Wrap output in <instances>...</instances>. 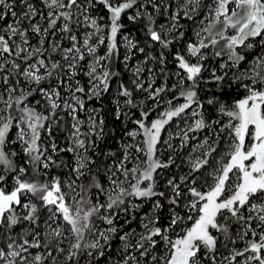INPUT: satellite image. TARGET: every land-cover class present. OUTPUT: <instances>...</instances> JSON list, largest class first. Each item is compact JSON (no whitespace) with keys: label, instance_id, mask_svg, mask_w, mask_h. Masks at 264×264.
<instances>
[{"label":"snow or ice","instance_id":"1","mask_svg":"<svg viewBox=\"0 0 264 264\" xmlns=\"http://www.w3.org/2000/svg\"><path fill=\"white\" fill-rule=\"evenodd\" d=\"M122 17L142 22V38ZM233 87L247 94L228 106L221 97ZM198 91L211 94L201 101ZM205 104L227 122L206 120ZM109 113L112 133L132 121L145 147L106 150L116 139ZM174 118L184 121L179 144L169 134L162 161L161 130ZM192 141L188 171L158 190ZM222 141L202 192L201 169ZM130 150L145 156L132 168ZM0 264H264V0H0Z\"/></svg>","mask_w":264,"mask_h":264},{"label":"trees","instance_id":"2","mask_svg":"<svg viewBox=\"0 0 264 264\" xmlns=\"http://www.w3.org/2000/svg\"><path fill=\"white\" fill-rule=\"evenodd\" d=\"M116 2H119V0H116ZM209 2H210V0H205V3H209ZM100 14L103 15L105 18H107V12L106 11H104V12H102ZM129 14H131V10H129ZM122 22L125 24L126 28H128V29L131 30L133 36H135L137 38H142V36H143V24H142V22H137L136 25H132V24H130L127 21L126 17H122ZM183 23L185 24V28L188 29L189 33H191V26L186 21H184ZM229 34L231 35L230 31H227L225 33L226 36H229ZM118 39H119V37H118ZM193 39H194V37H193ZM222 44L223 43L220 42V45H217V48L219 49V47ZM175 50L176 49H173V51H175ZM102 51H103V49H101V53H102ZM181 51H182V49H181ZM252 51L253 52H257L259 50L258 49H254ZM248 59L251 60L252 57L249 56ZM217 62H219V59H217ZM168 70L170 72H175V71H178L179 70L178 69V66L175 63L172 62L171 57H169ZM205 76H207V74H205ZM173 82H174V79H171L170 78L169 79V85H171ZM244 82L247 83L248 81H244ZM159 84H160V80H157V85H159ZM212 87H213V85H211V84H209V85H203L202 84L201 85V89L212 88ZM210 94L211 93H209L207 91H198V95L201 98V101H203L205 99V97L208 96V95H210ZM246 94L247 93L242 88L233 87L232 89L228 90L227 95L222 96L221 99L225 102L226 105L231 106L234 103V101L243 98ZM170 98H171V95L170 94L169 95H166L164 97V102H162L161 106L158 109H156V111H154L152 114H150L148 116L147 120L145 121L146 125H149L150 126V124H151V122L153 120H155V119H157V118L160 117V115L158 114V112L162 108H165L166 107V101L168 99H170ZM181 102L182 103L184 102L182 98L178 100V103H181ZM109 106L111 107V105H109ZM193 107H195V106H193ZM37 110L38 111L40 110L39 109V106H37ZM133 111H135V110H133ZM12 114L15 115L16 113L13 111ZM139 115H140L139 112H136V116L134 118H139ZM204 117H205L206 120L209 119V118H211V119H220L221 124H223L226 121V118L225 117H218L217 114H216V112H215V110L212 109V108H209L206 104H205V109H204ZM106 119L108 121V129L107 130L110 132V135L114 134L115 137H116V139H110L109 138V139L106 140V144H105L106 150L115 151L117 153V157H120V149H119V146H118L117 141L122 140L124 143H131L132 142V140H131L132 138L128 137L125 134V132L127 130H138V127L132 121H126L125 122L126 125H127V128L126 129H125L124 125H119V129L115 133H112L111 130L117 127L118 122H117V124L112 123V116H111L110 113H109L108 117H106ZM182 123H184V121L182 119H176V118H174L173 121H171L168 125H165L164 128L161 130V135H160V141H161V143H159L157 145V148L159 150L158 151V156H159V158L162 161H167L168 155H169L168 152H167V150L165 149V147L162 146V142L164 140H167V133L172 132V133L175 134L176 132H178L180 130V128L177 127V125H179L180 127H182L183 126ZM12 131H13V128L10 131V134H9V139L10 140H12ZM138 131H140V135H138V139H141V141H142L141 144H142L143 147H145L144 141H145L146 137L143 134V130H138ZM206 131L207 130H205V132ZM204 134L205 133L202 132V133H197L196 135H197V137L199 139H201ZM63 135H64L63 133H57V136L60 139H62ZM190 135H192V134L190 133ZM41 142L43 144H45V145L47 144V137L43 133H42V137H41ZM171 143H172L173 147H176L179 144V138L174 135V137L171 139ZM192 143H193V141L190 142L189 145H188V147L185 148V149H183L181 152H178V153H174L173 154L174 155V158L176 160V163L177 164H180L181 167H180V169H176L175 167H172V168H169L167 170H163L160 173V175L157 177V179H158V190H162V185H163V182H164V178L168 177L170 174L176 173L178 175H182V174H184V173H186L188 171L187 166L184 163H182L181 157H187L188 152L190 150V147H191V144ZM224 144H225V141H222L221 144H220V147L217 150L218 153H219V155H217L216 153H214L213 154V158H210V161H209L210 164L211 163L217 164L216 162L220 158V155H223V152L226 150V147H225ZM9 148L12 151H15L18 154L17 157L14 158L15 161H16V163H17V165L22 164L23 161H24V155H23V151H22L23 147H21L19 145V143L16 142L14 144H10L9 145ZM132 151L133 150H130V155H133V154H131ZM138 155L140 156L141 161H143L145 159V156H144L143 153H139ZM61 158H65L66 159L67 157H64V154L62 153L61 154ZM211 167H212V165H211ZM208 171H209V168L207 166L204 169H201V173H203V175H201L200 181H198L197 182V185H196V187L200 191H202V189L204 187V184H202V181L204 179H207L208 178ZM53 175H61V174L57 170H52L49 173V178L51 176H53ZM25 178H27V179H33L34 177L27 176ZM65 178L66 177L61 176V179L62 180L65 179ZM39 179L41 181H43L44 177L41 176V177H39ZM83 183L87 184L88 181L87 180H83ZM125 186L127 187V185H125ZM9 189H11V181L9 183ZM89 195L92 196L93 202H95V194L94 193H89ZM103 199H104L103 197L100 198L101 202H103ZM33 202L35 203L36 201L33 200ZM162 203H163V201H162ZM181 214L184 215V213H181ZM165 215H167V211L166 210H165ZM94 223H96L98 227H100V226H102V227L104 226L105 227V225L101 221L94 220ZM191 223H192V221H186V226L190 227L191 226ZM133 226H135V225H133ZM179 232H180V229H177L176 230V233H179ZM176 233H169V235L173 239H175L176 238Z\"/></svg>","mask_w":264,"mask_h":264},{"label":"rangeland","instance_id":"3","mask_svg":"<svg viewBox=\"0 0 264 264\" xmlns=\"http://www.w3.org/2000/svg\"><path fill=\"white\" fill-rule=\"evenodd\" d=\"M105 18V17H104ZM105 20H107V18H105ZM230 31V33H231V35L232 34H234V31L233 30H229ZM230 35V34H229ZM222 43H224L223 41H221ZM191 62H195L194 60H192ZM182 103V102H181ZM166 109V107L165 108H162L159 112H158V114L160 115V113L161 112H163L164 110ZM225 118H226V121L224 122V123H226L227 122V117L226 116H224ZM192 119L193 118H191L190 117V113H189V119H188V123H191L192 122ZM182 125L184 126V123H182ZM182 126V127H183ZM12 130V129H11ZM17 133H18V129L14 126L13 127V131H12V140H14L15 138H16V135H17ZM169 134H173V137H174V133H172V132H169V133H167V139H169ZM202 139V138H201ZM132 140V142L131 143H133V144H135V143H139L140 144V146L141 147H143L142 146V141H141V139H138V136L137 137H135V138H132L131 139ZM19 143V145L21 146V147H23V145L20 143V142H18ZM193 143H195L194 141H193ZM192 143V144H193ZM192 144H191V147H192ZM225 147H226V142H225ZM191 147H190V149H191ZM131 154H133V155H131V157H132V159H130V161H128L127 162V167L128 168H132V167H134L135 165H136V163L138 162L137 161V158H138V160L139 161H141V158H140V156L138 155L139 153H137V152H135L134 150L131 152ZM219 160V159H218ZM225 162H227V159L225 158ZM210 165H212V167H208L209 168V171H208V173L209 172H211L216 166H217V164H214V163H211ZM207 180H208V184H211L212 183V180H211V178H207ZM203 184V183H202ZM8 190H11V189H9L8 188ZM208 189H207V186H205L204 185V187H203V189H202V191H207ZM193 215H195V214H193ZM100 227H102V226H100ZM104 227V226H103Z\"/></svg>","mask_w":264,"mask_h":264}]
</instances>
